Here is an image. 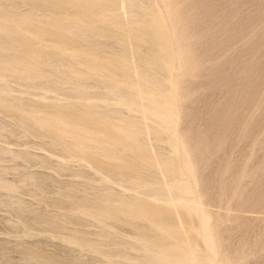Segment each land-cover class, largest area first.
<instances>
[{
	"label": "rangeland",
	"instance_id": "obj_1",
	"mask_svg": "<svg viewBox=\"0 0 264 264\" xmlns=\"http://www.w3.org/2000/svg\"><path fill=\"white\" fill-rule=\"evenodd\" d=\"M30 3L37 0H0V264H129L142 253L137 232L148 227L142 206H154L147 212L161 215L162 230H181L210 264H264V0H38L45 8L37 11ZM153 21L163 23L174 53L169 73L155 50L142 45L135 56L125 38ZM164 98L174 102L161 117L172 121L158 125L145 108ZM26 115L33 123L25 127ZM175 171L184 182L191 177L192 195L154 199L152 190L166 191ZM100 198L133 203V226L78 213L77 203Z\"/></svg>",
	"mask_w": 264,
	"mask_h": 264
},
{
	"label": "bare ground",
	"instance_id": "obj_2",
	"mask_svg": "<svg viewBox=\"0 0 264 264\" xmlns=\"http://www.w3.org/2000/svg\"><path fill=\"white\" fill-rule=\"evenodd\" d=\"M10 1V0H9ZM11 1H16V0H11ZM19 1V0H18ZM21 1V0H20ZM24 1H26V0H23V2ZM77 1V0H76ZM41 2V1H40ZM17 3V2H16ZM19 3H21V2H19ZM34 3V2H33ZM31 4V5H34V4ZM78 3H80V2H78ZM78 3H76V4H78ZM89 3H90V1H89ZM26 4H28L27 2H26ZM25 5V4H24ZM31 5H30V7H31ZM42 4H40V3H38V0H37V3L33 6V10H35V11H37V10H40L41 9V7L43 6H41ZM83 5V4H82ZM167 5V4H166ZM171 6V5H170ZM169 6V8L168 9H171V7ZM44 7V6H43ZM42 7V8H43ZM79 7V6H78ZM164 7H166V6H164ZM168 7V6H167ZM173 7V6H172ZM11 8V7H10ZM32 8V7H31ZM30 8V9H31ZM45 8V7H44ZM47 8V7H46ZM48 9H50V8H48ZM47 9V10H48ZM7 10V9H6ZM5 10V11H6ZM9 10H11V9H9ZM172 10V9H171ZM83 11V10H82ZM38 12H40V11H38ZM30 13V12H29ZM172 13H173V11H172ZM200 13V12H199ZM173 15V19L175 20L176 18H175V15L174 14H172ZM98 16V15H97ZM232 16H234V15H232ZM19 18V17H18ZM29 18H31L30 16H29ZM150 18H152V17H150ZM171 18V17H170ZM3 20H4V18H2ZM2 19H0L1 21H2ZM11 19V18H10ZM20 19V18H19ZM25 19V18H24ZM26 20V19H25ZM27 20H29L28 19V17H27ZM27 20H26V22H27ZM168 20V19H167ZM0 21V22H1ZM5 21V20H4ZM15 21V20H14ZM19 21V20H18ZM31 21H33V20H31ZM157 21V20H156ZM3 22V21H2ZM1 22V23H2ZM7 22H8V19H7ZM19 22H21L22 23V21H19ZM87 22H89V21H87ZM149 22V21H148ZM154 22V21H153ZM4 23V22H3ZM32 23V22H31ZM146 23V22H145ZM160 23V21L158 22V23H156V22H154V23H148L147 25H145V27L142 29V27H141V29L142 30H139L138 28L137 29H134V27L132 28H130V30L128 31L127 30V32L128 33H126L125 32V34H127L126 35V37L125 36H123V37H125V38H127V40H129V46H131V50L134 52V54H135V56H138L139 55V52L141 51V48H142V45H145L146 46V48L149 50V51H151V50H155L156 52V55H155V61H158V63H159V66H161L163 69H165V70H167L168 71V73H169V69H167L170 65L172 66V62H173V64L175 63L174 61H173V54L174 53H172V48L170 47V42H169V39H168V35H167V33H166V31H165V29L163 28V26L164 25H162L161 23ZM6 24V23H5ZM7 24H9V23H7ZM34 24V23H33ZM43 24V23H42ZM176 24V23H175ZM191 24V23H190ZM189 24V25H190ZM4 25V24H3ZM10 25H12L11 24V22H10ZM15 26V29L16 30H18V28L20 27H16V24H14ZM25 25V24H24ZM173 25V24H172ZM179 25H181V24H179ZM188 25V24H187ZM18 26V25H17ZM27 26V25H26ZM26 26H25V28H26ZM38 26V25H37ZM41 26V25H40ZM52 26V25H51ZM174 26V25H173ZM186 26V25H185ZM1 27V26H0ZM22 27V26H21ZM39 27V26H38ZM38 27H36V28H38ZM53 27V26H52ZM137 27V26H136ZM135 27V28H136ZM175 27V26H174ZM179 27V26H178ZM182 27H183V25H182ZM4 29H6V27H3V29H1V30H4ZM9 29V28H8ZM21 29V28H20ZM43 29V28H42ZM11 30V29H10ZM23 31H24V29H22ZM57 30V29H56ZM77 30V29H76ZM5 32H6V30H4ZM20 31V30H19ZM18 31V32H19ZM29 31V30H28ZM38 31V30H37ZM91 31V30H90ZM178 31V30H177ZM1 32V31H0ZM15 32V31H14ZM18 32H16V33H18ZM24 32H26V31H24ZM35 32V31H34ZM47 32H48V30H47ZM61 32V31H60ZM66 32V31H65ZM64 32V33H65ZM4 33V32H3ZM45 33V32H44ZM2 34V33H1ZM0 34V35H1ZM5 34V33H4ZM7 34L8 33H6V36H7ZM11 34V33H10ZM10 34H8V36L10 35ZM19 34V33H18ZM18 34H16V36L18 35ZM175 34V33H174ZM176 34H178V33H176ZM188 34V33H187ZM12 35H13V32H12ZM16 36H11L13 39H14V37H16ZM88 37V36H87ZM96 37V36H95ZM178 37V36H177ZM12 38H8L9 40L10 39H12ZM17 38H18V36H17ZM15 38V40H17V42L16 43H18V39H20V38ZM80 38V37H79ZM112 38V37H111ZM120 39H118L119 41H121L122 40V37H119ZM170 38V37H169ZM182 39V38H181ZM89 40H91V39H89ZM124 40V39H123ZM41 41V40H40ZM55 41V40H54ZM85 41H87V40H85ZM183 41V40H182ZM189 41V40H188ZM10 42H13V41H10ZM92 42V41H91ZM186 42V41H185ZM23 43V42H22ZM84 43V42H83ZM128 43V42H127ZM27 44V43H26ZM87 44H89V43H87ZM126 45V44H125ZM172 45V44H171ZM26 46V45H25ZM121 46V50L123 49V46L122 45H120ZM182 47V46H181ZM174 48V47H173ZM184 48V47H183ZM30 49V48H29ZM179 49H181V48H179ZM92 50V49H91ZM146 50V49H145ZM174 50H175V48H174ZM122 51H124V50H122ZM128 51V50H127ZM144 51V50H143ZM147 51V50H146ZM149 51H148V53H149ZM177 51H178V49H177ZM177 51H176V53H177ZM175 52V51H174ZM179 52V51H178ZM80 53V52H79ZM95 53H96V51H95ZM94 53V54H95ZM144 53V52H143ZM145 53H147V52H145ZM89 54V53H88ZM99 54V53H98ZM179 54V53H178ZM182 54V53H181ZM184 54V53H183ZM182 54V55H183ZM18 55V54H17ZM33 55H34V53H33ZM90 55H92V54H90ZM143 55H145V54H143ZM32 56V55H31ZM30 56V57H31ZM38 56V55H37ZM37 56L35 57V59L37 60ZM41 56V55H40ZM50 56V55H49ZM94 56V55H93ZM92 56V57H93ZM175 56V55H174ZM24 57V56H23ZM34 57V56H33ZM39 57V56H38ZM55 57V56H54ZM80 57V56H79ZM85 57V56H84ZM96 57V56H95ZM98 57V56H97ZM96 57V58H97ZM106 57V56H105ZM130 57H131V55H130ZM179 57V56H178ZM27 58H29V57H27ZM32 58V57H31ZM40 58H42V57H40ZM110 58V57H109ZM114 58V57H113ZM30 59V58H29ZM80 59V58H79ZM82 59V58H81ZM92 59V58H91ZM93 59H94V57H93ZM97 59H99V57L97 58ZM96 59V60H97ZM108 59V58H107ZM111 59H112V57H111ZM157 59V60H156ZM176 59H177V57H176ZM181 59H182V57H181ZM25 60V59H24ZM27 60V59H26ZM25 60V61H26ZM32 61L34 60V58H32L31 59ZM39 60H41V59H39ZM38 60V61H39ZM101 60V59H100ZM103 60V59H102ZM101 60V61H102ZM179 60V59H178ZM20 61V60H19ZM24 61V62H25ZM76 61H77V59H76ZM88 61V58H87V60H86V62ZM90 61V60H89ZM101 61L99 62L100 63V65H101ZM113 61V60H112ZM29 62V61H28ZM28 62H25L26 64L28 63ZM35 62V61H34ZM41 62V61H40ZM92 62V61H91ZM95 62V61H94ZM104 62V61H103ZM116 62V61H115ZM118 62V61H117ZM129 62H130V60H129ZM132 62V61H131ZM30 63V62H29ZM33 63V62H32ZM43 63V62H42ZM81 63H85V61L83 62V61H81ZM109 63V62H108ZM185 63H186V61L183 59V64L185 65ZM188 63V62H187ZM18 64V63H17ZM22 64V63H21ZM25 64V65H26ZM87 64V63H86ZM88 64H90V63H88ZM91 64H95V63H91ZM106 64V63H105ZM112 64V63H111ZM129 64H131V63H129ZM149 64V63H148ZM19 65H20V63H19ZM24 65V64H23ZM33 65V64H32ZM79 65V64H78ZM81 65H83V64H81ZM99 65V64H98ZM100 65H99V67H100ZM102 65H103V63H102ZM112 65H114V64H112ZM158 65V64H157ZM178 65H179V63H178ZM27 66H29V65H27ZM89 66L90 65H88V68H89ZM92 66V65H91ZM147 66V65H146ZM155 66V65H154ZM175 66V65H174ZM174 66H173V68L172 69H174ZM181 66H182V64H181ZM99 67H94V69L95 70H97V71H100L101 69L99 68ZM103 67H104V65H103ZM103 67H102V69H103ZM112 67V66H111ZM160 67V68H161ZM176 67V66H175ZM22 68V67H21ZM29 68V67H28ZM28 68L26 69V67H25V69L26 70H28ZM31 69H32V67H30ZM63 68V67H62ZM125 68H127V67H125ZM157 68H158V66H157ZM160 68H158V70L159 71H161L160 70ZM171 68V67H170ZM182 68V67H181ZM25 69H21V71H22V73H23V70H25ZM36 69V68H35ZM66 69V68H65ZM94 69H92V70H94ZM121 69H123V68H121ZM127 69H129V68H127ZM148 69V68H147ZM37 70H39V69H37ZM36 70V71H37ZM69 70V69H68ZM71 70V69H70ZM91 70V71H92ZM156 71H157V69H155ZM184 70V69H183ZM19 71H20V69H19ZM28 71H30V69L28 70ZM34 71V70H33ZM35 71V72H36ZM60 72L62 71V70H59ZM123 71V70H122ZM155 72V73H161V72ZM163 71V70H162ZM166 71V72H167ZM185 71V70H184ZM62 72H64V71H62ZM70 72V71H69ZM69 72L67 73L68 75H69ZM74 72V71H73ZM103 72V71H102ZM110 72V71H109ZM125 72V71H124ZM127 72H128V70H127ZM126 72V73H127ZM20 73V72H19ZM25 73V72H24ZM27 73V72H26ZM30 73V72H29ZM28 73V74H29ZM85 73V72H84ZM94 73H95V71H94ZM96 73H98V72H96ZM118 73V72H117ZM139 73V72H138ZM163 73V72H162ZM172 73V72H171ZM170 73V74H171ZM182 73V72H181ZM185 73V72H184ZM28 74H26V75H28ZM33 73H31V75H32ZM110 74V73H109ZM135 74H136V72H135ZM147 74V73H146ZM30 75V76H31ZM37 75V74H36ZM81 75V77L83 76L82 74H80ZM110 75H112V74H110ZM133 75H134V73H133ZM138 75V74H137ZM143 75V74H142ZM173 75V74H172ZM192 75V74H191ZM35 76V75H34ZM34 76H32V77H34ZM70 76H72V77H74L73 76V74H71ZM70 76H68L69 78H70ZM75 76H76V74H75ZM77 76H79V75H77ZM41 77V76H40ZM100 77V76H99ZM109 77V76H108ZM132 77V76H131ZM134 77H135V75H134ZM165 77H167V76H165ZM190 77V76H189ZM28 78H30V77H28ZM36 78H37V76H36ZM89 79V78H88ZM113 79V78H112ZM155 79H157V78H155ZM167 79V78H166ZM172 80H170V78L168 79V80H170L171 81V83H173L172 81H174L173 80V78H171ZM81 80V79H80ZM89 80H91V79H89ZM142 80V79H141ZM151 80V79H150ZM82 81H84V80H82ZM145 81V80H144ZM156 81V80H155ZM75 83V82H74ZM145 83H147V82H145ZM157 83H159V82H157ZM177 83V82H176ZM165 84V86L163 85V83H162V86H164V87H166V88H170L168 85H167V83L165 82L164 83ZM154 85V84H153ZM170 86H171V84H169ZM173 85V84H172ZM131 86V85H130ZM168 86V87H167ZM186 86V85H185ZM133 87V86H132ZM162 88V87H161ZM166 88H164V89H161V90H159V91H161V94H162V90H164L165 92L166 91H169V90H167ZM178 88V87H177ZM177 88H176V90H177ZM117 89V87H114V86H111V87H109V92L110 93H114L115 92V90ZM156 90V89H155ZM171 90V89H170ZM172 90H173V88H172ZM171 90V91H172ZM174 90H175V88H174ZM132 91V90H131ZM152 91V90H151ZM154 91V90H153ZM163 91V92H164ZM171 91H169V94H170V92ZM188 91V90H187ZM156 92V91H155ZM176 92V91H175ZM180 92V91H179ZM196 92V91H195ZM173 93H174V91H173ZM190 93V92H189ZM160 94V95H161ZM176 94V93H175ZM184 94V93H183ZM196 94V93H195ZM154 95H157V94H154ZM171 95V94H170ZM181 95V94H180ZM179 95V96H180ZM191 95H193V93L191 92ZM158 96V95H157ZM162 96H167L166 95V93H164V95H162ZM188 96V95H187ZM138 96L137 95H134V96H129L128 98H126L125 100V102H127L128 104H130V103H132L136 98H137ZM174 97V96H173ZM172 96H171V98H173ZM138 99V98H137ZM141 99V98H140ZM175 99V98H174ZM190 99V98H189ZM181 100H182V98H181ZM140 101V100H139ZM188 101H190V100H188ZM122 102V101H121ZM144 102V101H143ZM174 102V101H173ZM173 102H172V100H170L169 98H164L162 101H159V102H157V103H155V104H153L152 106L150 105V103H148L150 106H146V108H145V111H146V113H147V116H148V118H153V117H155V118H157V120H156V122H157V124L158 125H165V124H167V123H169L170 124V122L172 121V117H168V119H167V117L165 118V117H161V115H165V111L164 110H168L169 112L171 111V109L173 108ZM175 102H176V100H175ZM187 102V101H186ZM177 103V102H176ZM179 104H182V103H179ZM3 105V104H2ZM122 105V104H121ZM124 105V104H123ZM7 106V105H6ZM176 106V105H175ZM181 106V105H180ZM2 107V106H1ZM177 107V106H176ZM175 107V108H176ZM174 108V109H175ZM188 108V107H187ZM7 109H9L8 107H7ZM143 109V108H142ZM189 109V108H188ZM176 110V109H175ZM8 112H9V110H7ZM55 112H56V110H55ZM58 112V111H57ZM10 113V112H9ZM39 113V112H38ZM41 113H42V111H41ZM176 113V112H175ZM56 114H58V113H56ZM64 115H65V113H63ZM41 115V114H40ZM40 115H39V119H40ZM45 115V114H44ZM52 115V114H51ZM50 114H49V116H51ZM188 115V114H187ZM222 115V114H221ZM49 116H48V119H49ZM62 116V115H61ZM85 116V115H84ZM99 116V115H98ZM43 117V116H42ZM80 117V116H79ZM105 117V116H104ZM190 117V116H189ZM63 118H65L64 116H63ZM78 118V117H77ZM84 118V117H83ZM98 118V117H97ZM101 118V117H100ZM50 119H52V117L50 118ZM61 119H62V117H61ZM60 118H59V122H61L62 120H61ZM75 119V118H74ZM73 119V120H74ZM85 119V118H84ZM84 119L82 120V121H84ZM104 119V118H103ZM65 120V119H64ZM63 120V122L61 123V124H65L66 125V123H64L65 121ZM76 120V119H75ZM34 121H35V119H34ZM40 121V120H39ZM47 121V120H46ZM54 121V120H53ZM77 121V120H76ZM101 121V120H100ZM104 120H102V122H103ZM116 121V120H115ZM28 122H30V123H33V120H32V117L31 116H28V115H26V116H24L23 117V122L21 123L22 125H24L25 126V124H27ZM45 122V121H44ZM49 122V121H48ZM59 122H57V123H59ZM80 122H81V120H80ZM86 122V121H85ZM90 122V121H89ZM106 121H104L103 123H105ZM114 122V121H113ZM119 122V121H118ZM42 123V122H41ZM45 123H47V122H45ZM87 123V122H86ZM129 123V122H128ZM73 124V123H72ZM71 124V125H72ZM79 124V123H78ZM83 124V123H82ZM81 124V125H82ZM85 124V123H84ZM109 124V123H108ZM29 125H33V124H29ZM45 125V124H44ZM51 125V124H50ZM53 125H54V123H53ZM68 125H69V122H68ZM71 125H69V126H71ZM80 125V124H79ZM78 126L77 128L79 129V127H83V126ZM95 125V124H94ZM110 125V124H109ZM117 125V124H116ZM120 125V124H119ZM49 126V125H48ZM46 127V129H49L50 130V128L49 127ZM67 126V125H66ZM111 126V125H110ZM26 127V126H25ZM28 127V126H27ZM34 127V126H33ZM39 129L40 128H45L44 126H40V125H38L37 126ZM59 127H61V125L59 126ZM92 127V126H91ZM114 127V126H113ZM124 127H125V125H124ZM36 128V127H35ZM69 128V127H68ZM75 128V127H74ZM76 129V128H75ZM77 129V130H78ZM165 129V128H164ZM167 129H170V127H168ZM75 131L74 130V132H78V131ZM123 130H124V128H123ZM174 130V129H173ZM59 131V130H58ZM48 133V132H47ZM184 133V132H183ZM54 134H55V130H54ZM78 134V133H77ZM172 135V134H171ZM62 137L61 136H59V139L57 140V142L56 143H58V144H60V143H62L63 141H62V139H61ZM81 138V137H80ZM179 139V138H178ZM55 141V140H54ZM204 141V140H203ZM76 142V141H75ZM78 142V141H77ZM72 143H73V141H72ZM55 144V143H54ZM183 144V143H182ZM181 144V145H182ZM56 145V144H55ZM68 145H71V144H68ZM202 145V144H201ZM75 146V145H74ZM170 147V146H169ZM182 147V146H181ZM69 153H73V148H71V147H64ZM64 148H63V150H64ZM190 148V147H189ZM201 148V147H200ZM74 149H75V147H74ZM131 149V148H130ZM173 149V148H172ZM182 149H184L183 147H182ZM78 150V149H77ZM75 151V150H74ZM192 151H194V150H192ZM264 151V150H263ZM77 152V151H76ZM78 153V152H77ZM193 153V152H192ZM177 154V153H176ZM87 155H89V154H87ZM100 155V154H99ZM106 155V154H105ZM180 155V154H179ZM185 155V154H184ZM184 155H182V156H184ZM71 156V155H70ZM75 156V155H74ZM74 156H72V157H74ZM84 156V155H83ZM103 156H104V154L102 155V158H103ZM109 156V155H108ZM119 156V155H118ZM117 156V157H118ZM172 156H173V154H172ZM191 156V155H190ZM158 157V156H157ZM175 157H178V156H176L175 155ZM186 157H188V156H186ZM86 158V157H85ZM94 158V157H93ZM112 157L111 156H109V159H111ZM114 158H116V157H114ZM114 158H112V159H114ZM121 158V157H120ZM184 158V157H183ZM82 159V158H81ZM89 159V158H88ZM154 159V158H153ZM186 159V158H185ZM91 160V159H90ZM115 160H117V159H115ZM119 160V159H118ZM187 160V159H186ZM87 161H89V160H87ZM101 161V160H100ZM107 161H108V159H107ZM155 161V160H154ZM176 162H178V159L177 160H175ZM190 161V160H189ZM171 162H172V160H171ZM184 162V161H183ZM89 163H90V161H89ZM104 163V162H103ZM156 163V162H155ZM170 163V162H169ZM181 163V162H180ZM185 163V162H184ZM96 164V163H95ZM174 164V163H173ZM98 164H96V166H97ZM100 165V164H99ZM171 165V164H170ZM177 165V164H176ZM93 166V165H92ZM118 166H120V164L118 165ZM94 167V166H93ZM104 167V166H103ZM152 167H154V166H152ZM157 167H159V165L157 166ZM191 167H192V169H193V165H192V163H191ZM101 168V167H100ZM123 168V167H122ZM134 168V167H133ZM169 168V167H168ZM172 168H173V165L171 166V169L170 170H172ZM174 168H175V165H174ZM195 168V167H194ZM92 169V168H91ZM104 169H105V167H104ZM131 169V168H130ZM159 169V168H158ZM158 169H155V170H157L158 171ZM178 169V168H177ZM183 169V168H182ZM182 169H178V170H182ZM107 170V169H106ZM116 170V169H115ZM134 170H135V168H134ZM190 170H191V168H190ZM195 170H197V169H195ZM117 171V170H116ZM130 171V170H129ZM133 171V170H132ZM141 171V170H140ZM148 172V170H145V172ZM173 171V170H172ZM183 171V170H182ZM184 171H185V169H184ZM192 171V170H191ZM193 171H194V169H193ZM192 171V172H193ZM225 171V170H224ZM103 172V171H102ZM120 172V171H119ZM127 172H128V170H127ZM131 172V171H130ZM135 172V171H134ZM133 172V173H134ZM138 172V171H137ZM143 172V171H142ZM142 172H139V173H142ZM171 172V171H170ZM176 172V171H175ZM113 173H114V171H113ZM121 173V172H120ZM123 173H124V171H123ZM122 173V174H123ZM132 173V174H133ZM136 173V172H135ZM168 173V172H167ZM173 173H174V171H173ZM172 172H171V174H173ZM182 174V172H179V173H177L176 172V179H175V181L166 189V191H162V190H160V189H158V190H152V188H151V190H152V195L151 196H153V198L154 199H157V200H160L163 196H165V194L166 195H170L171 196V194H177V196H179L180 198H183V199H186V197L189 195V193H190V191L187 189V187H186V185L189 187V185H191L189 182V179H191V177L190 178H188V183L189 184H186L185 182H184V180H183V176H181V174ZM183 173H187L186 171L185 172H183ZM191 173V172H190ZM126 174V173H125ZM128 174V173H127ZM130 174V173H129ZM144 174V173H143ZM180 174V175H179ZM137 176H138V173H137ZM189 176H191V174H189ZM124 177V176H123ZM140 178H141V176H139ZM143 177V176H142ZM144 178V177H143ZM146 178H148V177H146ZM152 178V177H151ZM150 178V179H151ZM169 178H171V177H169L168 176V179ZM172 178H174V177H172ZM171 178V179H172ZM185 178H186V180H187V174H186V176H185ZM202 179V178H201ZM141 181H139V182H137L138 184H141V186L143 185V183H145V182H143L142 181V179H140ZM147 180V179H146ZM151 180H153V179H151ZM156 180V179H155ZM158 180H160V181H162L161 179H158ZM147 182V181H146ZM150 182V181H149ZM154 182V181H153ZM148 183V182H147ZM147 183H145V184H147ZM168 183V182H167ZM205 183H206V181H205ZM204 183V184H205ZM148 184H150V183H148ZM147 184V185H148ZM152 184H154V183H152ZM167 185V184H166ZM206 185V184H205ZM154 186V185H153ZM203 186V185H202ZM208 186V185H207ZM206 186V187H207ZM215 186V185H214ZM145 187V186H144ZM151 187V186H150ZM149 187V188H150ZM136 188H138V186L136 187ZM148 188V187H147ZM190 188H191V186H190ZM142 189V188H141ZM143 190H144V192H145V189L143 188ZM143 190H142V192H143ZM231 190V189H230ZM191 192H192V188H191ZM204 192V191H203ZM195 193V192H194ZM206 193V192H205ZM191 195H192V193H190ZM207 194H208V192H207ZM149 195V194H148ZM190 195V196H191ZM200 195V194H199ZM231 195V194H230ZM203 196V195H202ZM103 197H105V196H103ZM106 197H107V195H106ZM108 197H110V196H108ZM173 197H174V195H173ZM200 199V198H199ZM209 199V198H208ZM72 200V199H71ZM173 200V199H172ZM172 200H171V204H172ZM179 200V199H178ZM109 199L108 198H100V199H97V200H94V201H92V202H90V203H87V202H84V201H82V202H79V203H77L76 204V206H77V211H78V213L80 212V213H82V214H85V215H89V216H92L93 217V219H95L98 223H102V224H105L106 222H108V221H110V220H112L114 223H116V224H125V225H127V226H133V221H134V217L136 216V214L135 213H133L132 212V210H131V207H133V210H134V208H135V206H133L134 204L132 203V205H130V206H128V207H126L125 208V204H123V203H118V204H116V205H112V204H110L109 203ZM139 201V200H138ZM161 201V200H160ZM158 202V201H157ZM176 202V201H175ZM181 202V201H180ZM74 203V202H73ZM130 203V202H129ZM144 203H146V202H144ZM165 203V202H164ZM182 203V202H181ZM185 203V202H184ZM128 204V203H127ZM131 204V203H130ZM156 204V203H155ZM158 204V203H157ZM170 204V205H171ZM187 204H189V202H187ZM191 205L193 204V202L192 203H190ZM204 204V203H203ZM144 205V204H143ZM146 205H148V203L146 204ZM149 205H151V204H149ZM173 205V204H172ZM182 205V204H181ZM180 205V206H181ZM186 205V204H185ZM184 205V206H185ZM196 205V204H195ZM124 206V207H123ZM142 206V205H141ZM156 206V205H155ZM159 206H160V204H159ZM146 207V206H145ZM152 207V206H151ZM154 207V206H153ZM153 207L152 208H149L148 206L146 207L147 208V210H145L146 208H144V206H142V209H143V212L141 213V214H139V217H141L142 219L144 218V219H146V221L148 222V227H146V229L145 230H139L138 232H137V236H138V241L140 242V244H141V248H142V253L140 254L141 256H139L138 258H135V259H130V260H128L129 261V264H159V263H161V262H165L166 264H210L212 261H210V263L209 262H207L206 260H204L203 259V256L204 255H206V257L208 256L207 254H204L202 257L199 255V253L196 251L197 249H193L192 247H190V245H187L186 243H187V236H186V238H181V236L180 235H183L181 232V234H177L178 233V230H177V228L178 227H176V226H171V225H169V226H171L172 228L173 227H176V230L177 231H175V230H173V229H170V230H168V231H164V230H162V228L160 227V222H161V219H162V217H161V215H160V218L158 217V215H157V217H155L154 216V214L153 213H150L152 210H153ZM157 207V206H156ZM155 207V208H156ZM191 207V206H190ZM138 208V207H137ZM140 208V207H139ZM175 208H176V206H175ZM180 208H183V207H180ZM193 208V207H192ZM194 208H196L197 209V211H198V205L197 206H195ZM75 209V208H74ZM148 209H152L150 212H147L148 211ZM186 209V208H185ZM184 209V210H185ZM196 209H195V212H196ZM158 210V209H157ZM179 210V209H178ZM187 210V209H186ZM144 211H145V213H144ZM156 211V210H155ZM159 211V210H158ZM158 211H156V214L157 213H159L160 214V212H158ZM188 211V210H187ZM178 212V211H177ZM151 215H150V214ZM179 213V212H178ZM188 213H189V211H188ZM165 214V213H164ZM185 214V213H184ZM196 214V213H195ZM214 214V213H213ZM179 215V214H178ZM198 215H199V211H198ZM209 215V214H208ZM215 215H218V213L217 214H215ZM137 216H138V213H137ZM136 216V217H137ZM181 216H182V214H181ZM204 216V215H203ZM197 218L199 217L200 218V216H196ZM207 217V216H206ZM211 217V216H210ZM218 217V216H217ZM138 218V217H137ZM140 218V219H141ZM158 218V219H157ZM193 218V217H192ZM208 218V217H207ZM188 219V218H187ZM194 219V218H193ZM203 219V218H202ZM94 220V221H95ZM159 220V221H158ZM175 220V219H174ZM254 220V219H253ZM181 221V220H180ZM179 221V222H180ZM188 221V220H187ZM264 221V220H263ZM162 222H163V219H162ZM195 222H197V220H195ZM216 222V221H215ZM164 223H167V222H165L164 221ZM191 223V222H190ZM203 223V222H202ZM209 224H210V221L208 222ZM184 224V223H183ZM162 225V224H161ZM167 225H168V223H167ZM176 225V224H175ZM190 225V224H189ZM197 225V224H196ZM202 224H200V226H201ZM215 225V224H214ZM170 227V228H171ZM182 227V226H181ZM168 228V227H167ZM201 228V227H200ZM138 229V228H137ZM169 229V228H168ZM186 229V228H185ZM179 231H181V230H179ZM192 232V231H191ZM195 232H197V231H195ZM193 233V232H192ZM199 233V232H198ZM218 233V232H217ZM222 233V232H221ZM197 234V233H196ZM210 234V233H209ZM185 235V234H184ZM198 235V238H200V236H199V234H197ZM197 235H196V237H197ZM221 235V234H220ZM203 236H204V233H203ZM206 236H207V234H206ZM205 237V236H204ZM216 237H217V235H216ZM215 237V238H216ZM219 237V236H218ZM206 238V237H205ZM208 246L210 247V248H212L214 245L212 244L213 242L211 241V239L208 237ZM200 240H202L201 238H200ZM189 241H191V240H189ZM224 242V241H223ZM80 244H78L79 246H82V245H85V244H83V241H80L79 242ZM137 243V242H136ZM188 243H190V242H188ZM194 243H195V241H193V245H194ZM203 244H204V242H203ZM192 245V246H193ZM196 245V244H195ZM206 245V243L204 244V246ZM88 247H90L91 249H93V247L92 246H88ZM194 247V246H193ZM216 247H217V245H216ZM195 248V247H194ZM223 248V247H222ZM228 248V247H227ZM216 249V248H215ZM207 250V249H206ZM211 250H213V249H209V252H211ZM220 250V249H219ZM223 250V249H222ZM213 252H214V250H213ZM206 253V252H205ZM208 253V252H207ZM213 254V253H212ZM214 254H216L215 252H214ZM202 255V254H201ZM228 255V254H227ZM235 255V254H234ZM138 256V255H137ZM34 257H38L37 255L36 256H33V258ZM118 257V256H117ZM120 258H122L121 256H119ZM205 257V258H206ZM215 258V257H214ZM234 258V257H233ZM37 260H39L38 258H36ZM230 259V258H229ZM207 260H208V257H207ZM219 260V259H218ZM46 261V260H45ZM44 261V262H45ZM226 261H227V259H226ZM235 261V260H234ZM234 261H233V263H234ZM216 262V261H215ZM214 262V263H215ZM128 263V262H127ZM164 263V264H165ZM225 263V262H224ZM41 264H42V262H41ZM44 264H57V263H54L53 261H51V260H47ZM213 264V263H212ZM236 264H238V262L236 263ZM241 264H243V263H241Z\"/></svg>",
	"mask_w": 264,
	"mask_h": 264
}]
</instances>
